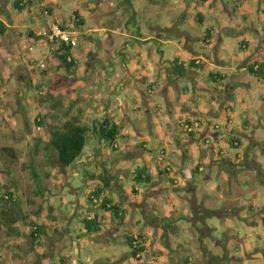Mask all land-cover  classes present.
I'll list each match as a JSON object with an SVG mask.
<instances>
[{"label": "rangeland", "instance_id": "374dc122", "mask_svg": "<svg viewBox=\"0 0 264 264\" xmlns=\"http://www.w3.org/2000/svg\"><path fill=\"white\" fill-rule=\"evenodd\" d=\"M12 1L0 0V21L7 27L5 33L0 35V147H12L15 159L11 161L10 156L0 152V195L4 191H9L13 194V198L19 199L25 212L33 213L37 210L42 199L40 195L34 193L36 186L29 173V164L33 162L37 165V170L41 175L44 174V171H50L48 179L43 175L42 184L48 190L44 193L43 204L40 205L42 209L40 216H44L46 208L52 205L55 208L56 222L50 227L49 235L42 239L41 246L35 245L26 236L22 224H17L19 236H8L5 233V228L0 229V264H44L47 260H49L48 264H61L64 263L60 260V253L63 251L67 252L71 260L66 258L68 261L64 264H118L120 260L123 263L124 256L130 264L133 262L144 264V260L136 261L131 257V249L123 243L126 240L125 234L133 235L136 238H139L138 235H142L143 240L140 239V241H144L141 242L145 251L152 250L148 251L150 255L142 257L143 259H150L151 253H153L168 260L167 263L162 264H170L169 261L174 264L175 260H178L177 264H186V262L196 264V259L195 262L191 261L193 259L192 243L196 242V236L203 227L210 229L205 233L204 242L213 251L215 261L211 260V264H220L216 262V257L226 264H264V174L257 170L245 169L244 162L235 165L238 170L237 176L234 177L230 174L229 179L235 183L238 190L226 188V184L223 182L219 184V190H211L201 171L195 177V172H191L193 173L191 176L190 171L183 175L181 169L176 166V157L172 155L177 141L175 135L180 137V143L183 139L186 148L190 149L194 163L199 162L206 169V173H209L211 168L210 157L200 156L197 140L194 143L189 141L188 132L194 130L197 133V128L185 123L187 120L192 121V115L183 111L171 113L160 96V110L153 119L148 120L143 111L130 109L128 112V117L141 125L142 134L137 135L132 121L124 119L123 113L126 112L128 103L137 104L140 109H143L141 102L129 99L126 101L124 98L121 103L116 104L114 98L105 99V96L111 92V88L108 85L105 89H102L100 85L98 89L95 88L96 81L98 83L100 80L102 86L104 83L98 73L101 70V64L97 66L98 71L88 79H85L86 72L84 73L83 70L80 72L78 70L76 72L67 71L51 57V50L54 47L34 36L33 31L39 29L42 24L32 23L30 21L31 12L28 10L18 12L13 9ZM97 1L58 0L55 5H52L51 16L56 13L58 18L56 22L62 23L61 18L63 17L66 20V22L63 20V25L70 31L73 30L77 45L72 51V56L82 68L85 61L88 60V55H92L90 50L96 51L99 57L104 60L111 47L106 41L110 32L109 25L94 21L92 17L86 15L87 12H84L86 10L92 13ZM101 2L103 9L116 8L120 10L122 8L125 10L118 18L119 22L127 20V23L122 27L120 24L119 32L114 34L115 44L112 50L120 47L119 50H116L118 54L126 59L131 56L135 57L137 54L131 52V45L138 48L136 44L141 43L138 39L139 36L152 34L156 40L152 43L154 44L153 48H148V50L142 48V51L152 52L154 50L155 54L163 59V63H160V72L163 65V67L167 66L163 70L166 75L163 80L165 82L170 81L171 76L175 75L170 69L171 62L173 58H177L181 54L180 39L175 37L176 30L179 32L187 30L191 35L201 36L207 26L213 27L216 31L221 29L222 42L214 51L217 52V57L220 60L218 64L214 62L212 48H204L203 44L198 41H193L192 44L198 51L196 56L200 57V63L191 60L197 65L189 66L191 61L183 64L187 70L192 69L191 73L199 71L193 79L196 82V87L202 90L201 94L205 95L203 92H207L211 88L215 89L222 82L230 81V76L234 75L241 65L249 66L254 62L264 65V9L263 11L259 10L261 7L259 0H228L230 2L229 9L227 6H223V10H229L232 22L238 25L227 26L228 19H226L223 22L224 26L220 27L216 26V21L220 20L222 13L219 11L218 14L221 17L217 18L216 9L209 10V6L213 3L212 0L203 2L190 0L188 7L191 9L183 21H180V11L186 6V3L183 4L182 0H131V4L125 0H100L97 5L100 3L101 6ZM36 5H38L37 1H35ZM219 6L221 7V4ZM35 9L36 7L33 10ZM76 9L83 11L85 18L84 26L79 29L73 27L71 21L68 20L72 15V10ZM202 9L210 17L215 16V19H208L204 23L197 22L193 16ZM224 14L228 15L226 12ZM245 15L246 17H244ZM47 19L49 22L50 17L47 16ZM225 27L229 30V34ZM254 27L258 28V32L254 30ZM170 28H175V30L169 31ZM247 29V41H245L243 37L244 31ZM132 35H136V40L132 39L128 42L127 48L122 47L123 40H130ZM88 36L90 39H87ZM242 41L246 42V48L240 47ZM24 43L32 47L29 52L23 48ZM204 52L208 56H205ZM30 54L34 59L42 60L45 67L36 66V62L30 64L28 61ZM105 61L102 62L104 65H106ZM21 70L30 74L34 84L32 89L19 88L15 75ZM215 71L225 74L224 81L212 80L209 73ZM63 77L69 78L70 86L56 85ZM238 81L240 84L239 93L226 101L228 104L230 103L232 114L235 116L232 128L229 127L230 125L227 126L226 132H230L233 127L242 128L240 136L243 137L244 152L245 148H249V154H252L253 161L257 163L256 166L264 170V152L262 150L264 146V118L259 117L260 114L264 115V105H262L264 103V77L251 74L246 68V71L241 72ZM179 85H181V89H186V97L189 93L192 94L196 88L193 82L190 84L181 81ZM187 90L189 91L187 92ZM48 94L59 98L65 106L74 99L78 100L79 106L83 108V122L86 124H93L95 120H100L102 109H106L104 115L108 114L110 119L112 116L120 125L124 123L121 131L125 134L122 137L118 136L112 146L107 141H101L98 134H90L87 137L82 154L85 150L94 152V154H102V161L107 160L106 163L101 165L96 163L95 159L99 156L94 155L92 156L93 162L86 163L83 171L81 165L77 163L78 159L69 167L50 168L42 165L45 152L41 147L37 148V145L41 140H48L49 132L37 125L36 115L44 113L45 107L52 103L45 101ZM96 98H101V102L98 103ZM185 100L189 103L187 98ZM111 104L112 106H110ZM194 104L190 103L189 105H193V108ZM197 107L201 112L205 111V106ZM181 119H183L182 123H180ZM170 120H173V125H170ZM244 120L248 123L247 125H243ZM91 124L88 125L91 126ZM186 124L190 126V130L186 128ZM203 125L205 126L206 123L204 122ZM252 133L256 134L255 138L257 139L253 145L247 138V135ZM124 136H128L133 142L129 150L142 152L136 158L134 157L133 167L146 165L141 157L146 153L149 156V165H146L145 168L146 173L152 175L153 178L160 177V191L151 192L156 197L160 195L158 205L155 204L156 208L151 209V213L158 215L160 219L156 218L157 221H152L151 218H148L147 225L150 226H146L145 218L138 209L137 216L142 220L143 225L133 223L134 219H131L132 221L128 225L125 224L121 236L117 239L109 234L110 229H117L113 226L111 228L112 214L105 212L100 205L95 207L88 201L90 192L95 187L88 174L94 171L109 174L110 163L128 151V144H126ZM198 137V141L201 140L200 145L210 146V141H205V138L211 140L210 134L205 133L202 138L199 135ZM141 141H145L147 146L145 153L139 144ZM246 145H250V147H246ZM240 148L233 147L226 142L225 147L223 146V153L225 156L243 155V150ZM179 152L175 148L174 154H180ZM158 158L160 161L157 162ZM165 168L168 169V173L160 172L159 176V171ZM223 169L225 172L227 171L226 165L223 166ZM85 170L86 172H84ZM216 174L217 171L213 172V181H215ZM190 176L193 189L187 182ZM122 178L126 190H129L130 185L143 189L147 184L145 181L131 180L128 175H124ZM236 178L237 180H235ZM170 179L174 182H171ZM238 180H242V183H236ZM233 186L234 184H232ZM136 192L132 193L137 195ZM144 193L148 196L150 191H144ZM220 193L224 197L220 198ZM105 194L110 197L112 203L115 198H118L116 193L112 194L108 189L105 190ZM235 195L239 198L243 196L244 199L234 200L233 196ZM245 204L254 206L252 209L254 212L247 214L243 211ZM151 206L152 204L148 202V207ZM175 210L178 213H175ZM258 210L261 212L258 213ZM93 212L103 216L102 233L98 237L100 242H98L99 239H96L97 236L93 238L86 236L83 229L82 219ZM128 212L132 216L131 209ZM68 216H71L70 224L67 223ZM248 219L263 222L256 225L248 222ZM117 222L119 221L115 220V225ZM198 228L200 229L198 230ZM67 232H69L68 235H66ZM123 233L124 235H122ZM165 250H169L170 253L167 254Z\"/></svg>", "mask_w": 264, "mask_h": 264}, {"label": "crops", "instance_id": "0c3cea01", "mask_svg": "<svg viewBox=\"0 0 264 264\" xmlns=\"http://www.w3.org/2000/svg\"><path fill=\"white\" fill-rule=\"evenodd\" d=\"M100 1V0H98ZM97 3L95 4V7H93V12L90 13V11H86L84 10V12H87L89 17H92V19L94 21H100L104 24H106L107 26L109 25V29L110 32L108 33V38H107V44L110 45V49L107 51L108 55L105 57L104 60H102L98 53L95 51L90 50V52L92 53V55H88V60L85 61L83 68L81 66H79L78 71H82L85 73V79L91 78V76L93 75L94 72L98 71L97 66L98 64L101 68V70L98 72L100 73L102 80L104 81L103 86L100 84V80H98V83L96 81V85L95 88L99 87V85L102 87V89L106 88V85H108L111 88V92L108 93L105 97V99H110V98H114L115 102L114 103H121L123 100L122 99H129L131 101H135V100H139L141 102V106L143 107V109L137 105V104H130L128 103L127 107H126V112L123 113L124 115V119H128L132 121L133 124V128L134 131L137 135H141V125L139 123H137L136 121H133L130 117H128V112L130 111V109H132L133 111L138 110L139 112L143 111L146 115L148 120L149 119H153L154 117H156L158 115V111L160 110V96L162 97L166 107L168 108V111H170L171 113L175 112V111H183V112H187L189 115H192V121L191 120H187L185 121V123H189L191 126H194L197 131V133L192 132V130L190 132H188V136H189V141L190 143H194L196 140L198 142L199 145V154L201 157H206L209 156L211 159V165H210V172L206 173V169L202 167V165L198 162V163H194V157L193 154H191L190 149L186 148V145H184V141L182 140V143H180L181 141H179V136L175 135L176 138V142H175V147L173 150V154L176 158H175V162L177 163V167L179 169H181V173H183V175H185L188 171L193 172L192 170L199 165V171L204 173V177L206 180V184L211 188V190H219V184L225 183L226 184V188L230 187L231 189L236 188V185L233 181H230L229 176L230 174H232V176L236 177L237 175V168L235 167V165L241 164V162H244L245 165V169H253V170H257V172L259 171L261 174H264V170L260 169V167L256 166V162H254L252 154H249L250 150L249 148H245V152H244V141H243V137L240 136V132L242 131V128H234L230 130V132H226L227 131V126L231 127L234 120H235V116L232 114V108L230 106V103L228 104L226 101L228 99L233 98L234 95H236L237 93H239L240 89H239V76L241 75V72L246 71V68L248 66L246 65H241L240 68L237 69V72L230 76V81L223 83L222 80L224 81L225 79V74L215 71V72H210V74H214L215 77H212V80L214 81H221V85H217L215 89L208 90L207 92H203L204 94H201L200 91L197 87H196V82H194V77H196L199 73V71L196 72H192L189 75H182V76H178V75H172L170 81L165 82L164 77L166 76L163 72V70H165V68L167 67H163L162 66V70L160 72V63H163V59L158 57L157 54H155L154 50H152V52L149 51H142V48H153L154 44H152L153 42H156V40L154 39L155 37H153L152 34L149 35H143V37L139 36V41L141 42L140 44H136V46H138V48H135L131 45L132 49L131 52L136 53L137 55L135 57L126 59L124 56H122L121 54H118V52L116 50H119L120 47L116 50H112L115 44V40H114V34H117L119 32V26L121 24V27L126 25L127 20H125L124 22H119V18L122 13L125 11L124 9H116V8H109V9H103L102 7V2H101V6L100 3L99 5ZM183 4L186 3V6L184 8H182V10L180 11V16L181 19L180 21L185 20L186 16L189 14L190 11V7L189 6V1L190 0H182ZM199 2H203L206 0H198ZM43 4L48 5L50 7H52V5H55L58 0H43L42 1ZM212 4L209 6V10H214L216 9V16L218 18L221 17L218 12L221 11L222 13V17L220 18V20L216 21V26L220 27V26H224L223 22L228 19L227 22V26L229 25H238L235 24V22L233 23V19H231V14L230 11L228 10H223V6H227L229 9V3L228 0H212ZM47 3V4H46ZM219 4H221V7L219 6ZM259 4H260V9L261 11H263L264 9V0H259ZM198 7L200 8V5L198 3ZM226 7V9H227ZM31 11V17H30V21H32V23L34 24H40V23H44L43 18H38L36 15L35 10H28ZM73 12V10H72ZM224 12L228 13L224 14ZM82 15L83 11H81ZM194 19L199 22V23H204L206 22L208 19H215V16L210 17L208 14H206L205 11H203V9L201 11H197L196 15L193 16ZM246 17V15L244 16ZM118 18V19H117ZM225 18V19H224ZM65 18H61V22L63 23V20ZM46 20L48 21V19L46 18ZM68 20L70 21V16L68 18ZM117 20V22H116ZM42 21V22H41ZM50 21H58V18L55 15L50 16ZM64 22H66V20H64ZM118 23V24H117ZM117 24V27H116ZM233 27V26H232ZM103 29V28H102ZM226 32L229 34V30L227 29V27H225ZM250 29V28H249ZM252 29V28H251ZM154 30V29H152ZM175 28H170L169 31H174ZM243 30V29H242ZM241 30V31H242ZM254 30L256 32H258V28ZM102 31V30H101ZM219 33H218V32ZM214 30L213 27L211 26H207L206 30L204 31V33H202L201 36H195V35H191L187 30L185 31H181L179 32V30H176L175 33V37L177 36V38L180 39L179 41V45L181 48V54L179 55V57H175L173 58L177 60V62L179 63H188L191 60H194L195 62H199L200 63V57L196 56L197 54V49L193 46L192 42L193 41H198L201 44H203V47H208V48H212V51L214 53L213 58H214V62H216V64L219 63V59L217 57V52H214L216 47L222 42L221 36H220V32L221 29L219 30ZM247 30L244 31V37L243 40H246V35H247ZM231 33V32H230ZM170 38V37H168ZM87 39H90V36H88ZM103 39V38H102ZM136 40V35H132L130 37V40L126 41L123 40V45L122 47L127 48L128 45H126L128 42H130L131 40ZM99 40H101V38H99ZM158 40V38H157ZM242 41L240 43V47L242 48H246V42ZM249 42V41H248ZM260 46V45H259ZM123 49V48H121ZM140 50V51H139ZM89 52V53H90ZM153 53V54H152ZM205 56H208L205 52H204ZM203 54V55H204ZM210 58V57H209ZM212 59V58H210ZM106 60V61H105ZM106 63V65H104L102 62ZM213 63V62H212ZM165 64V63H164ZM200 68V67H199ZM110 77V78H108ZM264 77V74H263ZM162 78V81H161ZM210 78V79H211ZM217 79V80H216ZM181 81H186L187 83H192L195 84V90L192 94H188L187 97L185 96V92L186 89H181V85L180 82ZM173 86V87H172ZM96 89V90H97ZM189 90H187L188 92ZM100 94V93H99ZM102 98V95H100ZM101 98L97 99L96 101L98 103L101 102ZM189 103L186 102V99ZM95 99V98H94ZM190 103H195L194 106L192 108L193 105H189ZM264 105V103L262 104ZM112 106V104L110 105ZM197 106H205V111L201 112ZM106 111V109H102L100 114L101 119L100 120H95V122H99L102 121V118L106 115H104V112ZM104 115V116H103ZM108 115V114H107ZM260 118H264V115L260 114L259 115ZM188 119V118H187ZM111 120H113L114 122L118 123L120 125V123L118 121H116L114 118H112L111 116ZM207 120V121H206ZM171 121V120H170ZM173 121V120H172ZM170 122V125L174 122ZM149 122V121H148ZM183 122V119H181L180 123ZM206 123V125L204 126L203 123ZM94 123V122H93ZM89 125L91 123H88ZM247 125L248 123L246 122V120H244L243 125ZM93 124H91L92 126ZM124 125V123H122L121 129H120V133L118 134V136H123L125 133H122V126ZM180 125V124H179ZM232 128V127H231ZM241 129V131H240ZM208 133L210 134V136L212 137L211 140H209L208 138H205V141L209 143V147L208 145L206 147H204L203 145H200L199 143L201 142V140L198 141L199 137L200 138L203 137V134ZM128 135V134H126ZM127 137V138H126ZM174 137V136H172ZM256 134L252 133L247 135V138L249 140V143L251 145H253L254 142H257V139L255 138ZM232 139L236 140V143L239 145L238 148L243 150V155L242 154H235V155H227L225 156L223 153V146L225 147L226 142L229 144V141ZM124 140H126V144L128 151L126 154H121L120 157L114 161H112L110 163V167L111 169L109 170V176L111 177L113 183L111 185V187L108 189L112 194L116 193L118 198L114 199L115 204H119L120 207H122V209H124L126 211V215H125V223L123 225H119L118 222L115 225V220L112 217L110 218L111 220V228L113 227H117V229H110L109 230V234L112 237L115 238H119L122 232V229L124 228L125 224L128 225L130 223V221H133V223H137L139 225H143L142 220L138 218V214H137V210L139 209L141 211L142 216H144L145 218V224L146 226H150L147 225L148 224V218H151L152 221H157L160 217L158 215H154V213H151V209H155L156 205H158V199H160V195L156 197L155 194H152L151 192L154 191H160V177L159 178H153L151 183H147L146 186L143 189H140V187L138 188L137 186L134 185H130L129 190H126L124 188V182H123V176L124 175H128L129 178L131 180H138V181H144L143 179H139L136 176L134 177V175H136L138 172H142L143 170H145L146 165L148 164V160H149V156L145 153V150H147V146L145 144V141H141L140 146L141 148L144 149V153L142 154L141 157L144 160V162H146V165L142 166V167H138L135 166L133 167V162L138 155H140L142 152L138 151L136 148V150L138 151H133V150H129L133 144V142L130 140V138L128 136H124ZM230 145V144H229ZM208 147V148H207ZM246 147H250V145H246ZM117 148V147H116ZM175 148L180 151V154H174L175 153ZM87 149V148H86ZM263 152H264V146H263ZM96 156L98 155L99 157H97V159H95L96 163H106L107 160H105V162L102 161V154H94V152H87V150H85L84 154H81V156L78 158L77 163L79 165H81L82 167V171L84 170L83 168L86 166V163L91 164L94 160V158L92 156ZM135 157V158H134ZM160 161V158H158ZM85 164V165H84ZM227 167V171L225 172V169H223V166ZM97 167V166H96ZM149 167V166H148ZM231 170H234L233 172ZM163 170L159 171V176H160V172ZM217 174L215 175V181H213V172H216ZM86 172V170L84 171ZM93 173L99 174L98 171H94ZM193 175V173H191V176ZM196 175H199V173L194 174V177ZM80 176V174H79ZM117 176V177H116ZM152 176V175H151ZM190 176V179L187 181L190 184V188L193 189L194 186L191 183V179L192 177ZM115 178H117L115 180ZM237 180V178L235 179ZM93 181V186L99 187L98 181L96 179L91 180ZM236 183L241 184L242 180H238L236 181ZM232 184H234V186L232 187ZM93 188V189H94ZM237 189V188H236ZM136 190H138V192H136ZM228 191H231L229 189H227ZM225 190V191H227ZM238 190V189H237ZM144 191H150V193H148V196L145 195ZM168 192V190H165ZM132 192H136L137 195L133 194ZM195 193V190H194ZM108 197L105 192L102 194L101 197ZM219 197H224L223 194H219ZM110 198V197H108ZM234 200H239L242 198V200L244 199L243 196L242 197H238V196H233ZM79 199V198H78ZM77 199V200H78ZM99 200L100 199H93V204L94 206H99ZM84 201V200H83ZM148 202H150L152 204L151 207H148ZM124 203V204H122ZM137 208V209H136ZM254 206L251 205H243V211H245L247 214H249L248 212H252ZM131 209L132 212V216L130 215V213L128 212V210ZM175 213L176 210L174 211ZM254 212V211H253ZM261 212L260 210H258V213ZM129 213V214H128ZM100 214V213H99ZM184 214V213H183ZM102 215V214H101ZM186 215V213H185ZM71 216H68L67 218V223H71ZM132 219V220H131ZM144 220V219H143ZM260 220V219H259ZM127 221V222H126ZM56 222V221H55ZM248 222L252 223V224H260L263 221H256L255 219H248ZM54 224V223H52ZM103 226V225H102ZM102 226H101V231L99 232V234L97 235L96 239L98 240V242H100V235L102 233ZM200 228H198L199 230ZM62 231V230H61ZM65 231V230H63ZM208 231H210L209 228H202V231L199 232L198 236H196L197 238L195 239V243H192V248H193V259H191V261L195 262L194 260L196 259V264H211V260L214 262V256L212 254V250L210 249V247H208L205 242H204V237H205V233H207ZM65 233V232H64ZM69 232L66 233V235H68ZM144 233H146L144 231ZM49 235V232H48ZM124 235V233L122 234ZM123 239V238H122ZM124 243V242H123ZM125 244V243H124ZM126 245V244H125ZM63 247H65L63 245ZM148 251H152V250H147L145 251V249L143 250L142 253H140L139 255H137V258L132 256L131 253V257H133L136 261H142L144 260V264H162V263H167V259H163L158 255H155L153 253H151V258L150 259H143L144 257H146L147 255H150V253ZM62 252V251H61ZM165 252L167 254L170 253L169 250H165ZM61 254V258L60 260L62 262H67L68 260H70V256L67 254L66 251H63V253ZM167 256V255H166ZM143 257V258H142ZM68 258V260L66 259ZM168 258V257H166ZM217 260L216 262L220 263V264H226V262H222V260H220L218 257H216ZM123 263L121 262L122 260L119 261L118 264H130L127 262L126 260V256H124L123 258ZM190 260V259H189ZM71 261V260H70ZM135 261V262H136ZM178 260L174 261V264H177ZM49 260L45 261L44 264H48ZM73 262V261H72ZM61 263V264H64ZM168 263L171 264V261H169ZM131 264H135L134 262ZM184 264V263H182ZM186 264H189V262H186Z\"/></svg>", "mask_w": 264, "mask_h": 264}, {"label": "trees", "instance_id": "16d2710c", "mask_svg": "<svg viewBox=\"0 0 264 264\" xmlns=\"http://www.w3.org/2000/svg\"><path fill=\"white\" fill-rule=\"evenodd\" d=\"M35 1L38 2V5L36 6ZM42 1L43 0H13L12 7L18 12L32 10L36 7L37 10L35 9V12L37 17L43 18L44 23L41 24L42 26H46L50 21L47 22V16L44 14V11L47 10L48 17H50L53 9L50 6L43 4ZM125 1L131 4V0ZM234 8L236 9L235 6ZM70 21L76 29H79L85 24V18L78 9L73 10L72 15L70 16ZM59 24L61 27H65L63 23ZM6 30V25L0 21V35H3ZM33 34L35 35V30L33 31ZM75 47L72 48L70 46L58 44L52 48L51 57L58 61L61 66L65 67L67 71L76 72L79 68V63L72 56V51ZM28 61L30 64L34 63L31 62L29 58ZM193 65L195 66L197 64H195L194 61H191L189 66ZM263 66L264 65L261 63L254 62L247 67V70L255 76H263ZM170 69H172V72L178 76L187 75L186 73L189 72V69L187 70V68L182 63L177 62L176 59L172 60ZM210 76L215 77L212 73ZM15 79L19 88L32 89L34 87L30 74L25 70L18 71L15 75ZM70 84L71 82L69 78L63 77L56 85L68 87ZM45 101L52 103L45 107L44 113H38L36 115L37 125L47 129L49 132L48 140H41L40 144L37 145V148L41 147L45 152L42 161V165L45 167H69L72 165L81 156L86 146L87 137L90 136V134H98L101 141H107L108 144L112 146L120 133V125L111 120L108 115H105L102 118V121L94 122L92 126L84 123L83 108L79 106V101L76 99L71 101L69 105L65 106L59 98L48 94ZM94 127L96 128V131H94ZM229 144L233 147H239L236 140L232 138L229 141ZM0 152L10 156L12 159L11 161L15 159L13 148L10 146H1ZM199 167L200 166L197 165L193 169L195 174L200 173ZM29 173L36 186L34 193L41 196L42 202L40 205H42L45 197L44 193L48 190L42 184L43 175L44 178L48 179L50 177V171H44V174L41 175L37 170V165L31 162L29 164ZM161 173H168V169L165 168ZM135 176L139 179H143L146 183H151L153 180V177L150 174H147L145 170L138 172ZM88 177L90 180L96 179L99 184V187L94 188L90 192L88 201L92 203L93 199H100L99 205L101 208L105 212L112 214V218L119 221V225H123L125 223L126 211L118 204L112 203L110 198L106 196L101 197L105 190L110 188L112 184L111 177L107 175L106 172L103 174L92 172L88 174ZM170 180L171 182H174L172 179ZM5 196H7V198H5ZM0 201H2L0 203V229L5 228V233L8 236H19L20 233L17 224H22L24 231H26V236L33 241L35 245L41 246L42 239L48 236L49 229L53 225L52 223H55L56 221V216L54 215L55 208L52 205L48 206L44 216H40L42 212L40 205L33 213L25 212L19 199L13 198V194L9 191H4V193L0 195ZM102 221L103 216L96 212L84 217L82 219V224L85 235L90 238L96 237L101 231V226L103 224ZM138 237L139 238H136L130 234L124 235V238L126 239L124 243L129 249H131L132 256L135 258H137V255L142 253L145 249L142 243L144 242L142 241V235L140 234ZM140 239H142V242Z\"/></svg>", "mask_w": 264, "mask_h": 264}, {"label": "built area", "instance_id": "2783aa9c", "mask_svg": "<svg viewBox=\"0 0 264 264\" xmlns=\"http://www.w3.org/2000/svg\"><path fill=\"white\" fill-rule=\"evenodd\" d=\"M44 14L49 16L47 10L44 11ZM34 36L42 41L50 43L52 46L54 45L53 47L57 46L58 44H63L73 48L77 45V40L73 32L68 28L61 27L59 22L56 21H50L48 25L41 26L39 29H36ZM23 48L28 52L32 49V47H30L27 43L23 44ZM29 59L31 62H36V66L40 68L45 67V63L42 60L34 59L32 54L29 55ZM186 128L190 130V126L187 124Z\"/></svg>", "mask_w": 264, "mask_h": 264}, {"label": "flooded vegetation", "instance_id": "af4514ba", "mask_svg": "<svg viewBox=\"0 0 264 264\" xmlns=\"http://www.w3.org/2000/svg\"><path fill=\"white\" fill-rule=\"evenodd\" d=\"M191 70H192V69H191V68H189V72L187 73V75H189V74L191 73V72H190Z\"/></svg>", "mask_w": 264, "mask_h": 264}, {"label": "water", "instance_id": "95a60500", "mask_svg": "<svg viewBox=\"0 0 264 264\" xmlns=\"http://www.w3.org/2000/svg\"><path fill=\"white\" fill-rule=\"evenodd\" d=\"M94 131H96V128L94 127Z\"/></svg>", "mask_w": 264, "mask_h": 264}, {"label": "clouds", "instance_id": "9594fccd", "mask_svg": "<svg viewBox=\"0 0 264 264\" xmlns=\"http://www.w3.org/2000/svg\"><path fill=\"white\" fill-rule=\"evenodd\" d=\"M101 32H104V30H102ZM108 36V35H107Z\"/></svg>", "mask_w": 264, "mask_h": 264}, {"label": "bare ground", "instance_id": "6f19581e", "mask_svg": "<svg viewBox=\"0 0 264 264\" xmlns=\"http://www.w3.org/2000/svg\"><path fill=\"white\" fill-rule=\"evenodd\" d=\"M73 31V30H72Z\"/></svg>", "mask_w": 264, "mask_h": 264}]
</instances>
